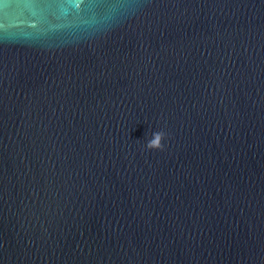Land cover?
<instances>
[{
	"label": "water",
	"instance_id": "95a60500",
	"mask_svg": "<svg viewBox=\"0 0 264 264\" xmlns=\"http://www.w3.org/2000/svg\"><path fill=\"white\" fill-rule=\"evenodd\" d=\"M0 264H264V0H0Z\"/></svg>",
	"mask_w": 264,
	"mask_h": 264
},
{
	"label": "clouds",
	"instance_id": "9594fccd",
	"mask_svg": "<svg viewBox=\"0 0 264 264\" xmlns=\"http://www.w3.org/2000/svg\"><path fill=\"white\" fill-rule=\"evenodd\" d=\"M163 136V133L161 132H154L153 133V138L149 139L147 141V148L152 149L154 146H156L157 141ZM162 147V144L160 145Z\"/></svg>",
	"mask_w": 264,
	"mask_h": 264
}]
</instances>
